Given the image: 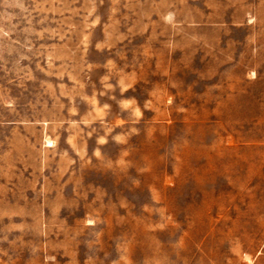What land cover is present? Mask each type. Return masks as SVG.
I'll list each match as a JSON object with an SVG mask.
<instances>
[{
	"label": "rangeland",
	"instance_id": "1",
	"mask_svg": "<svg viewBox=\"0 0 264 264\" xmlns=\"http://www.w3.org/2000/svg\"><path fill=\"white\" fill-rule=\"evenodd\" d=\"M0 264H264V0H0Z\"/></svg>",
	"mask_w": 264,
	"mask_h": 264
}]
</instances>
